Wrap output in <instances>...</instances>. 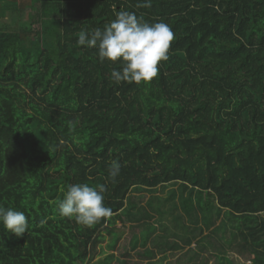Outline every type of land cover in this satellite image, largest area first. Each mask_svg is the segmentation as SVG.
Wrapping results in <instances>:
<instances>
[{
  "label": "trees",
  "instance_id": "16d2710c",
  "mask_svg": "<svg viewBox=\"0 0 264 264\" xmlns=\"http://www.w3.org/2000/svg\"><path fill=\"white\" fill-rule=\"evenodd\" d=\"M16 10L23 33L0 25V204L23 211L28 231L0 225V264H87L104 231L116 256L103 264H132L118 257L128 252H118L116 222L132 218L134 190L163 194L171 184L188 194L187 215L226 213L239 253L264 264V0H0V20ZM122 10L173 31L150 82L114 83L119 65L77 44ZM75 183L103 184L112 216L92 227L61 217L57 204ZM163 201L148 206L164 217ZM173 227L189 232L181 218ZM154 244L136 252L141 263ZM209 246L201 264H234Z\"/></svg>",
  "mask_w": 264,
  "mask_h": 264
},
{
  "label": "clouds",
  "instance_id": "9594fccd",
  "mask_svg": "<svg viewBox=\"0 0 264 264\" xmlns=\"http://www.w3.org/2000/svg\"><path fill=\"white\" fill-rule=\"evenodd\" d=\"M144 6H148L147 2ZM174 38L166 22L149 23L134 12L122 10L102 30L97 28L90 34L82 30L77 44L96 48L98 62L119 65L111 72L114 83L139 85L152 81L158 75L159 65L168 59ZM120 168L118 161H111L108 177L114 181ZM104 191L103 184L98 187L87 183L71 184L63 191L57 204L58 214L92 227L113 214L112 209L105 206ZM0 225L7 232L20 237L28 231V218L23 211L0 204Z\"/></svg>",
  "mask_w": 264,
  "mask_h": 264
},
{
  "label": "rangeland",
  "instance_id": "374dc122",
  "mask_svg": "<svg viewBox=\"0 0 264 264\" xmlns=\"http://www.w3.org/2000/svg\"><path fill=\"white\" fill-rule=\"evenodd\" d=\"M25 21L23 14L18 10L9 11L0 20V25L10 31L22 32L26 28L25 24L27 22ZM32 45V40L28 36L23 42V46L27 50H31ZM158 196L164 200L161 204V211L164 217L152 211L151 207L148 206L149 202L156 200ZM131 197L134 202L133 208H130L132 218L130 216L127 217L128 224L124 227L116 222L117 226L113 229L118 239V252L121 250H127L128 252L127 256H122L124 253L121 252L118 257L126 262L132 264L141 263L136 252H153L154 242L158 241L161 245L154 250L155 259L150 262L143 261L141 264H201V258L208 255L211 251L209 244H213L225 252L234 264H251L248 255L239 253L241 249L237 246H239L240 239L239 237L238 239L234 238L235 231L232 228H227L226 213H221V216H216L214 212H193L192 215H187L183 208V200L188 197V194L184 193L177 184L167 186L163 194L134 190L131 193ZM176 218H181L185 221L189 227V232L183 233L173 227ZM132 224L141 226V232L133 233L131 231V228H133L131 227ZM219 226L221 231L217 233L213 228H218ZM151 228H155L152 233L149 231ZM103 233L104 239L102 243L91 246L90 260L87 264H103L111 255L116 256V253H112V250L109 249V233L106 231ZM142 234L148 235V241L145 245L139 244L137 249L133 251L131 245L134 240L141 242ZM192 239L195 242L188 246L187 242ZM217 255L215 254L214 257Z\"/></svg>",
  "mask_w": 264,
  "mask_h": 264
},
{
  "label": "crops",
  "instance_id": "0c3cea01",
  "mask_svg": "<svg viewBox=\"0 0 264 264\" xmlns=\"http://www.w3.org/2000/svg\"><path fill=\"white\" fill-rule=\"evenodd\" d=\"M155 256H156V255H155V252H154L153 259H155ZM153 259H151V261H152ZM145 262H148V260H147V261L145 260ZM149 262H150V261H149ZM139 264H141V263H139Z\"/></svg>",
  "mask_w": 264,
  "mask_h": 264
}]
</instances>
